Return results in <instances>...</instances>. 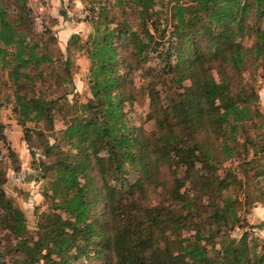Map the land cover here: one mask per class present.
<instances>
[{
	"label": "trees",
	"instance_id": "16d2710c",
	"mask_svg": "<svg viewBox=\"0 0 264 264\" xmlns=\"http://www.w3.org/2000/svg\"><path fill=\"white\" fill-rule=\"evenodd\" d=\"M82 2L93 30L83 42L71 35L67 50L90 61L83 103L58 92L71 63L36 32L28 0H0V106L12 104L31 165L48 179L29 231L5 192L0 148V264H264L246 232L229 233L238 194L264 205V113L240 78L250 67L264 78V0ZM143 96L151 129L133 122ZM2 131L0 121V147ZM158 188L165 197L150 204Z\"/></svg>",
	"mask_w": 264,
	"mask_h": 264
},
{
	"label": "rangeland",
	"instance_id": "374dc122",
	"mask_svg": "<svg viewBox=\"0 0 264 264\" xmlns=\"http://www.w3.org/2000/svg\"><path fill=\"white\" fill-rule=\"evenodd\" d=\"M28 6L33 11L36 32H44L43 39L50 38L52 40L48 46L54 57L59 60L67 58L70 60L71 83L59 88L58 92H68V100L72 102L75 100L81 103L86 102L87 98L91 96L89 88L90 61L83 50H67L71 35L78 34L83 42L93 30L91 23L84 20L88 11L82 0H28ZM261 25L264 27V21ZM252 39V34H245L242 39L243 45L248 47ZM214 74L217 76L215 72ZM240 78L252 84L257 95L256 106L261 113H264V78L261 77V71L250 67L241 74ZM152 79L151 75H147L145 79L137 77V84L143 83V81L147 83ZM165 86L156 84V88L160 90L162 96L168 93ZM147 111L148 98L145 96L140 97L133 104L132 117L134 118V124L138 125L144 121ZM60 116L56 112L54 117L55 131H59L64 127ZM0 121L3 124L2 132L6 137L5 145L2 144L0 147L3 159L6 161L7 181L4 189L13 203L24 212L28 230L33 231L38 213L46 208L42 192L47 186L48 179L37 176L31 165L32 156L23 138L22 129L17 124L12 112L11 103H4L0 106ZM143 124H145L146 129L152 128L147 121H144ZM49 141L53 142V138L49 137ZM36 144L33 146V150L35 151V157L38 158L41 156V149ZM7 145L13 150L14 162H12L13 158L7 156ZM41 158L44 157L41 156ZM231 164L232 161L228 160L223 163V166L228 167ZM15 166L17 169H15ZM162 175L165 179L169 178L166 167H162ZM238 195L241 200L238 204L239 222L230 229L229 233L239 239L246 232L247 244L252 246L258 254L264 253V205L259 201L246 205L244 204L243 195ZM164 197V189L152 190L150 204H157ZM3 234L4 232L0 231V236Z\"/></svg>",
	"mask_w": 264,
	"mask_h": 264
}]
</instances>
